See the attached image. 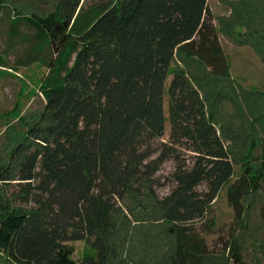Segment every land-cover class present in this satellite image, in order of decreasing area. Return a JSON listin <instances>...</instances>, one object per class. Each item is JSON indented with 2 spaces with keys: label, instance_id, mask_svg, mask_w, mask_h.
<instances>
[{
  "label": "trees",
  "instance_id": "trees-1",
  "mask_svg": "<svg viewBox=\"0 0 264 264\" xmlns=\"http://www.w3.org/2000/svg\"><path fill=\"white\" fill-rule=\"evenodd\" d=\"M9 35L31 42L21 64L41 60L54 75L43 110L0 171L13 186L0 199L2 258L114 264L115 213L144 189L175 236L171 263L203 264L213 251L199 223L214 221L220 191L227 188L239 216L251 191L264 194V142L253 155L261 170L245 164L235 176L234 156L188 72L173 69L165 87L178 49L215 75L229 71L208 0H53L14 9ZM169 160L170 189L159 194L157 172ZM72 239L95 253L75 259Z\"/></svg>",
  "mask_w": 264,
  "mask_h": 264
},
{
  "label": "rangeland",
  "instance_id": "rangeland-1",
  "mask_svg": "<svg viewBox=\"0 0 264 264\" xmlns=\"http://www.w3.org/2000/svg\"><path fill=\"white\" fill-rule=\"evenodd\" d=\"M53 0H7L0 7V171L16 143L27 134L46 103V89L54 72L41 60L21 64L31 42L10 38L14 9L26 13L50 7ZM86 5L100 0H83ZM120 3L121 0H105ZM221 41L229 60L225 76L213 74L198 58L177 50L165 87L173 69H183L199 86L208 112L235 159L236 173L245 164L261 170L260 153L264 142V0H208ZM30 30V29H29ZM167 110L168 99L165 93ZM170 123L167 121L168 136ZM174 169L169 160L157 172L159 194L170 189L168 175ZM3 173V171H2ZM0 173V199L13 188ZM204 188V185H201ZM6 191V192H5ZM264 194L251 191L241 216L237 215L224 187L212 204L209 226L199 225L213 251L203 264H264ZM205 224V225H204ZM112 238L118 245L114 264H172L175 236L162 218L148 190L132 191L115 213ZM73 257L80 260L95 249L84 239H72ZM0 264H14L0 256Z\"/></svg>",
  "mask_w": 264,
  "mask_h": 264
}]
</instances>
